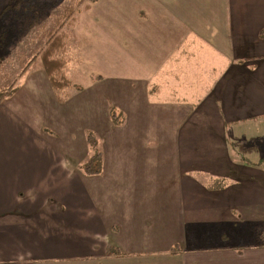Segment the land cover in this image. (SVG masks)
I'll use <instances>...</instances> for the list:
<instances>
[{"label": "crops", "instance_id": "1", "mask_svg": "<svg viewBox=\"0 0 264 264\" xmlns=\"http://www.w3.org/2000/svg\"><path fill=\"white\" fill-rule=\"evenodd\" d=\"M118 1L76 27L101 92L35 61L0 104V264H264V0Z\"/></svg>", "mask_w": 264, "mask_h": 264}, {"label": "trees", "instance_id": "2", "mask_svg": "<svg viewBox=\"0 0 264 264\" xmlns=\"http://www.w3.org/2000/svg\"><path fill=\"white\" fill-rule=\"evenodd\" d=\"M86 1L87 3H85ZM69 2L70 7L67 8L61 17L55 21L58 22V25L60 26L58 27V32L51 34L43 50L30 60L29 64H27L20 75V78H22L30 70L32 64L36 61V58L39 57L59 102H65L76 92L68 93L69 89L74 87L71 72L82 62L80 53L81 46L75 35L76 27L81 12L89 11L91 5L96 3L97 0H69ZM24 4H27L26 12L29 14L36 13L37 10H39L36 9V3L34 0H11L6 7L0 10V72L5 63L4 59L10 51L8 48L2 50L5 41L4 38L8 34L3 28L5 21L2 19L9 15L10 19L6 22L9 23L10 26L13 25L12 29L14 31V28L16 27L14 26V19L18 17L17 13L25 8H23ZM78 7H80V9H77ZM10 11L15 12L10 13ZM70 19H72V22H70ZM65 22L70 25H66ZM2 23L3 25H1ZM1 91L2 88L0 90V104L6 98L14 95L17 91V83L13 84L9 89L3 88V91ZM87 139L90 148L94 151V155L83 165V170L88 174H98L102 155L100 151L97 150V138L94 134L88 133ZM254 229L255 232H253V237L249 234L251 232L241 231L242 233L240 232V234L233 240L232 244L235 245L234 249L239 253L242 254L244 249L250 246L264 248V225L257 226V229L256 227ZM109 255H112V253Z\"/></svg>", "mask_w": 264, "mask_h": 264}, {"label": "rangeland", "instance_id": "3", "mask_svg": "<svg viewBox=\"0 0 264 264\" xmlns=\"http://www.w3.org/2000/svg\"><path fill=\"white\" fill-rule=\"evenodd\" d=\"M106 1H108L107 10L115 9L114 4L120 3L118 0H97V2L100 4L97 6L96 9L100 10L102 8V3H104L103 5H105ZM34 2L36 3L35 4L36 9L39 10H37L36 13L29 14L26 12L27 4H24L23 8L24 7L25 8L19 11L17 13L18 17L14 19V24H15L14 26H16L14 28V31L12 29L13 25L10 26L9 23L6 22L9 21L10 16L7 15L2 19L3 21H5L3 28L5 29V31L8 32L7 36L4 38L5 41L3 43L2 50H6L8 48L11 51V52L9 51V54L6 55L4 59L5 63L3 64L2 71L0 72V90L2 88V91L3 88L9 89L15 83H17V85L19 84L21 80L20 75L23 72V69L27 66V64H29L30 60L33 57L38 55V53L43 50L51 34L58 32V27L60 26L58 25L59 23L55 21L61 17V15L65 12L67 8L70 7L69 0H34ZM85 3H87V1ZM94 4L91 5L90 10L92 9ZM77 9H80V7H78ZM14 12L15 11L12 12L10 11V13H14ZM82 13L84 12H81V14ZM72 19H70V22H72ZM66 23L67 22H65V24ZM1 25H3V23ZM66 25H70V24H66ZM90 34L91 33H87L86 35L88 36ZM75 35L78 39V42L80 43V46L82 47V42L78 38L76 32ZM36 61H38V63H40L41 65V60L39 57L36 58ZM94 62L93 63L89 62L84 64V61H82L81 62L82 65L81 66L79 65L80 67L76 66L73 69L71 73L77 75L76 82L78 80H81L83 82L81 83L82 86L79 85L78 82L77 83L74 82L71 75L72 81L74 83L73 84L74 87L69 89L68 93L74 91L76 92L73 93L72 96L69 97L65 102L73 99L75 96L82 93L83 90L90 91L92 89L93 91L101 92V89H99L97 85V82L99 81V76L101 74L96 73L97 69L95 67L96 64ZM33 66L35 67L33 68V72H32L34 74V71H36L34 69H38V66L37 65H33ZM95 99L96 98L94 99L88 98L86 100L93 101ZM65 102H61V103H65ZM244 127H248V128H244ZM249 127L250 125L242 126L241 128L232 129V134L233 135H235L236 133L242 134V130L244 129L243 137L245 138L251 137V139H253L255 138L256 134L251 132ZM85 131L86 130L83 129V133L86 134L87 136L88 133L87 132L85 133ZM259 133H264V125L261 126V130L259 131ZM249 161L250 163L256 165H260V166L264 165V159L253 160V158H249ZM193 228L194 226L191 227V229ZM191 246L199 247V246H207V244L205 243H202L201 245L191 244Z\"/></svg>", "mask_w": 264, "mask_h": 264}]
</instances>
